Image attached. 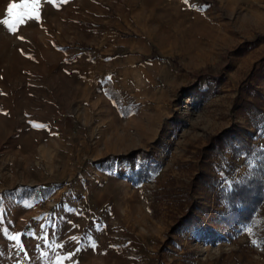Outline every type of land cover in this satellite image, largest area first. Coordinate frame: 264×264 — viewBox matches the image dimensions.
<instances>
[{
	"label": "rangeland",
	"instance_id": "1",
	"mask_svg": "<svg viewBox=\"0 0 264 264\" xmlns=\"http://www.w3.org/2000/svg\"><path fill=\"white\" fill-rule=\"evenodd\" d=\"M24 2L0 0V264H264V204L256 222H214L264 171V74L248 83L264 0L8 14ZM208 67L222 82L189 87ZM189 194L202 226L180 223Z\"/></svg>",
	"mask_w": 264,
	"mask_h": 264
},
{
	"label": "trees",
	"instance_id": "2",
	"mask_svg": "<svg viewBox=\"0 0 264 264\" xmlns=\"http://www.w3.org/2000/svg\"><path fill=\"white\" fill-rule=\"evenodd\" d=\"M155 58V55H154ZM264 74V58L259 60L253 67L248 78V83L253 79ZM224 79V73L217 67L205 68L192 76L190 86H194L201 80H215V83H220ZM219 139V137L217 138ZM130 157H125L127 160ZM142 173V172H139ZM188 207L185 215L181 219V225L185 226H202L204 221L200 214L204 213L202 207L197 205V201L192 194L186 195ZM228 203V210L220 212V216L214 221L219 228L233 227L238 222L249 223L256 222L255 214L259 207L264 204V171L260 167L251 175H247L240 183L234 185L232 191L224 193L223 197ZM212 220H210V223ZM210 223L208 226L210 227ZM222 232H227V229L210 230L209 235H221Z\"/></svg>",
	"mask_w": 264,
	"mask_h": 264
},
{
	"label": "snow or ice",
	"instance_id": "3",
	"mask_svg": "<svg viewBox=\"0 0 264 264\" xmlns=\"http://www.w3.org/2000/svg\"><path fill=\"white\" fill-rule=\"evenodd\" d=\"M28 8V3H27V0H25L24 3H21V4H11L9 7H8V14L9 15H12L14 16V19H17V20H22L23 19V14L22 13H19L17 12L16 10L17 9H27ZM15 14V15H14ZM16 29L15 27H13V32H15ZM13 239H16L15 237H13Z\"/></svg>",
	"mask_w": 264,
	"mask_h": 264
}]
</instances>
